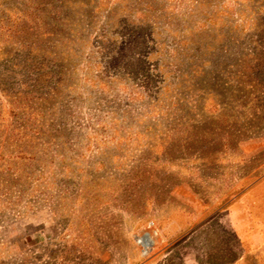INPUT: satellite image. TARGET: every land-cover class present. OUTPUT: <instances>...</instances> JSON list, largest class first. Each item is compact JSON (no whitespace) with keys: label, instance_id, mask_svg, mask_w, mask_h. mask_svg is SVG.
<instances>
[{"label":"rangeland","instance_id":"374dc122","mask_svg":"<svg viewBox=\"0 0 264 264\" xmlns=\"http://www.w3.org/2000/svg\"><path fill=\"white\" fill-rule=\"evenodd\" d=\"M0 264H264V0H0Z\"/></svg>","mask_w":264,"mask_h":264},{"label":"trees","instance_id":"16d2710c","mask_svg":"<svg viewBox=\"0 0 264 264\" xmlns=\"http://www.w3.org/2000/svg\"><path fill=\"white\" fill-rule=\"evenodd\" d=\"M185 107H186V110H182L180 108V113L181 114L176 113L177 111H179L178 109H176L175 110L176 112H174L176 114H174V116H173L174 120H173L172 123H174L176 126H180L181 124L184 125V122H181V120L184 117H187V116H189V120L188 121H190V120L192 122L195 121L194 117H192V116L190 117V112H193L191 114L195 116L197 105L196 104H192L191 106L187 105ZM197 133H198V130H197V127H196V123L195 124H190V125H187V128L180 132L181 135L179 134L175 139H178V140L182 141L183 144H181L182 145L181 147H186L185 146L186 144H190V143L193 144V145L189 146L190 150H188V151L183 150V152H185V155L184 154L181 155L180 158L183 161L185 160L184 163H186V164H188V162H191L193 164L192 167H194L196 169V172H199L200 166L203 165V163H201V161H203L204 152H203V150H201L199 148L198 144H195V142L197 140V136H198ZM219 156H217V154H216V156L214 158V161L218 162L217 158ZM198 177H201V176H198Z\"/></svg>","mask_w":264,"mask_h":264},{"label":"built area","instance_id":"2783aa9c","mask_svg":"<svg viewBox=\"0 0 264 264\" xmlns=\"http://www.w3.org/2000/svg\"><path fill=\"white\" fill-rule=\"evenodd\" d=\"M137 243L139 244V246L141 247L142 249V254H146L147 251L150 249V247L148 246L149 244V240L148 239H145V238H139L137 236V239H136ZM144 245V246H143ZM149 247V248H148Z\"/></svg>","mask_w":264,"mask_h":264},{"label":"bare ground","instance_id":"6f19581e","mask_svg":"<svg viewBox=\"0 0 264 264\" xmlns=\"http://www.w3.org/2000/svg\"><path fill=\"white\" fill-rule=\"evenodd\" d=\"M145 239H148V238H145ZM150 245H151V244H150V241H149V244H148V246H149L150 248H152ZM143 246H144V245H143ZM149 247H148V248H149Z\"/></svg>","mask_w":264,"mask_h":264}]
</instances>
